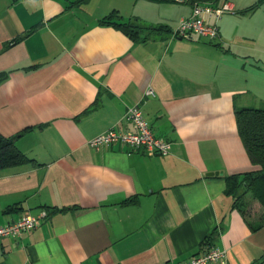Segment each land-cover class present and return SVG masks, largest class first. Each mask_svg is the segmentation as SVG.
I'll list each match as a JSON object with an SVG mask.
<instances>
[{
  "label": "crops",
  "instance_id": "1",
  "mask_svg": "<svg viewBox=\"0 0 264 264\" xmlns=\"http://www.w3.org/2000/svg\"><path fill=\"white\" fill-rule=\"evenodd\" d=\"M113 11L137 41L100 23ZM190 14L172 0H0V136L30 160L0 171V226L48 213L0 240V264H182L212 248L264 264V208L224 193L257 169L235 111L264 108V33L237 16L214 40L148 30ZM136 104L168 156L87 145L133 132L123 116Z\"/></svg>",
  "mask_w": 264,
  "mask_h": 264
},
{
  "label": "built area",
  "instance_id": "2",
  "mask_svg": "<svg viewBox=\"0 0 264 264\" xmlns=\"http://www.w3.org/2000/svg\"><path fill=\"white\" fill-rule=\"evenodd\" d=\"M176 2L183 3V0H176ZM232 12V8L227 3L220 7L210 4H196L191 8L190 16L181 19L173 29L172 38L187 40L190 36L195 35L209 40L217 39L219 36V22L223 15ZM143 95L146 98L153 97L154 92L151 88H148ZM123 121L133 128V132H120L115 128L109 129L91 139L87 145L92 149H99L104 146L118 144L130 150L142 149L149 157H165L170 154L171 144L153 134L138 104L126 109ZM47 217L48 213L46 211H41L36 216L24 214L16 222L0 226V240L17 238L24 232L35 230ZM226 262V252L212 248L182 264H226Z\"/></svg>",
  "mask_w": 264,
  "mask_h": 264
},
{
  "label": "trees",
  "instance_id": "3",
  "mask_svg": "<svg viewBox=\"0 0 264 264\" xmlns=\"http://www.w3.org/2000/svg\"><path fill=\"white\" fill-rule=\"evenodd\" d=\"M227 0H183V4L189 5L191 8L196 4H210L220 7ZM262 0L256 2L253 6L247 8L243 13L255 11ZM120 16L116 11L111 12L101 20L102 25H112L118 28L122 33L133 41L138 40L141 28L134 23H121ZM169 32L166 27L148 28V30ZM0 75V81L2 80ZM238 135L246 150L250 163L257 168L252 172H248L239 176H231L226 179V188L224 193L227 196L240 201L242 196L250 194L253 200H256L262 208H264V108L262 109H237L235 111ZM14 138L6 139L0 136V171L12 167L23 166L30 160L20 153L14 144ZM244 204H238L239 212L244 214ZM254 229V228H253Z\"/></svg>",
  "mask_w": 264,
  "mask_h": 264
},
{
  "label": "rangeland",
  "instance_id": "4",
  "mask_svg": "<svg viewBox=\"0 0 264 264\" xmlns=\"http://www.w3.org/2000/svg\"><path fill=\"white\" fill-rule=\"evenodd\" d=\"M172 1L176 2V0H172ZM229 1L231 2L233 1L234 3L240 4V5H237V10H234V12L231 13L233 15H230V13H228V14L223 15L222 18L228 17V16H235V17L237 16V20L241 27L240 30H245L244 32L250 31L249 33L252 35L264 33V0H262V3L255 11L244 13V14L240 13L238 15L237 13H239L240 10H243L255 4L259 0H229ZM220 22L218 24L219 28H220Z\"/></svg>",
  "mask_w": 264,
  "mask_h": 264
}]
</instances>
